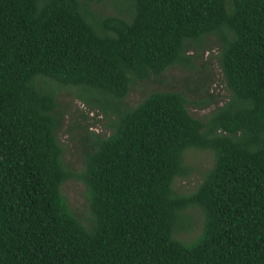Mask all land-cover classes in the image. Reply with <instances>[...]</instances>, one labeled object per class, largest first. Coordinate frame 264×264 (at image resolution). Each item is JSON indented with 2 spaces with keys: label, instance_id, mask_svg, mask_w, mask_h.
<instances>
[{
  "label": "trees",
  "instance_id": "obj_1",
  "mask_svg": "<svg viewBox=\"0 0 264 264\" xmlns=\"http://www.w3.org/2000/svg\"><path fill=\"white\" fill-rule=\"evenodd\" d=\"M213 40L223 104L198 117L183 91L153 89L128 105L134 82L193 67L189 49ZM69 88L113 127L92 132L79 172L58 137ZM193 148L214 161L182 194ZM0 264H264V0H0Z\"/></svg>",
  "mask_w": 264,
  "mask_h": 264
},
{
  "label": "rangeland",
  "instance_id": "obj_2",
  "mask_svg": "<svg viewBox=\"0 0 264 264\" xmlns=\"http://www.w3.org/2000/svg\"><path fill=\"white\" fill-rule=\"evenodd\" d=\"M106 12L114 11L111 4L104 5ZM218 45L213 40L204 52L189 49L195 56L194 66L185 68L174 65L159 77L152 76L147 80L133 83L126 97L129 106L136 105L153 89H174L183 91L190 101L189 107L198 117L207 116L216 106L215 102L200 105L202 100H217L223 104L228 98V90L223 79L216 54ZM60 107L63 112L58 137L64 147V158L67 167L79 172L85 164V152L90 150L86 140H93L92 132L109 135L113 131L111 120L98 106H92L77 95L76 89H62ZM214 153L209 149H189L186 154L188 173L178 176L174 182L175 189L182 194H190L196 190L203 179L204 172L212 165ZM62 190L72 211L87 219L90 215L87 189L77 178H71L62 185ZM185 218L190 220V227L182 230L180 237L191 241L202 230L204 215L198 207H190L185 211Z\"/></svg>",
  "mask_w": 264,
  "mask_h": 264
}]
</instances>
